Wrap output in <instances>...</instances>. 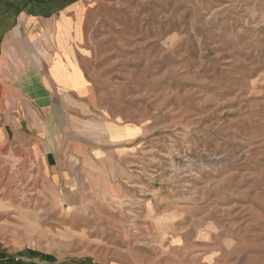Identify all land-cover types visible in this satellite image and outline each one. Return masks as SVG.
Here are the masks:
<instances>
[{"label": "rangeland", "instance_id": "1", "mask_svg": "<svg viewBox=\"0 0 264 264\" xmlns=\"http://www.w3.org/2000/svg\"><path fill=\"white\" fill-rule=\"evenodd\" d=\"M88 5L80 53L122 141L68 204L0 151V264H264V0Z\"/></svg>", "mask_w": 264, "mask_h": 264}, {"label": "crops", "instance_id": "2", "mask_svg": "<svg viewBox=\"0 0 264 264\" xmlns=\"http://www.w3.org/2000/svg\"><path fill=\"white\" fill-rule=\"evenodd\" d=\"M89 1L0 0V151L34 162L67 204L95 191L122 141L80 53Z\"/></svg>", "mask_w": 264, "mask_h": 264}]
</instances>
